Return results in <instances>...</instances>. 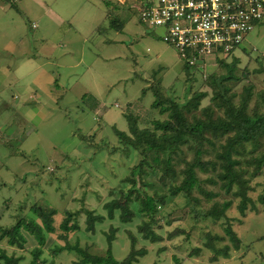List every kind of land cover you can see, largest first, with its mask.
Returning <instances> with one entry per match:
<instances>
[{
    "label": "rangeland",
    "instance_id": "obj_1",
    "mask_svg": "<svg viewBox=\"0 0 264 264\" xmlns=\"http://www.w3.org/2000/svg\"><path fill=\"white\" fill-rule=\"evenodd\" d=\"M44 2H53L55 8H60L67 17L72 14L75 24L81 26L84 31H89L93 26L100 24L103 32L105 31L103 35L107 42L98 47L99 57L93 61L92 55H89L91 49L86 45L87 59L81 67L75 69L76 72L85 73V76L71 90H67L68 76L65 75L61 78L62 85L53 83L48 91H44L49 94L52 90V103L48 96H42L38 91L37 103L42 101L43 108L38 112L34 109V116L10 107H0L2 165L0 227L10 228L20 219L29 216L36 218L30 211L32 207L40 205L58 211L55 216L56 227L65 218V210L77 212L69 222L77 224L80 229L76 234L72 233L75 237L72 236L67 242L74 245L78 239L79 246L88 247L89 254L101 256L105 254L107 242L104 234H108L110 227H113L117 228V233L112 243V254L117 261L123 260L130 251V241L125 232L130 231L135 235L137 230L134 225L140 224L143 220L150 224L162 240L151 243L142 240L139 233L136 234L138 239L135 249L146 251V255L139 258L137 264H264V258L261 256L264 255V241L254 242L257 236L264 235V204L259 201L260 198H264L262 195L264 168L263 176L251 180L250 183L253 189L249 192V197L254 202L256 210H260L251 216L246 212V217H242L238 212L239 199L221 190L217 178L218 167L216 171L209 170L206 173L196 171L200 187L207 192L218 194L213 199L203 197L199 189H194L188 199L182 194L173 196L171 188L178 185L180 178L162 181L160 174L145 170L146 174L141 175L140 180L136 178L137 190L131 196L130 206L137 212L138 203L135 201L137 196L149 195L164 200V204L157 203L158 210L152 217L138 212L134 225H123L118 221L117 215L114 220L107 219V211L104 208L105 204L119 198L121 188L124 192L130 190L129 183L124 185L121 182L130 176L137 163V152L131 149L128 154H123L125 147L120 144L114 131L123 133L129 131L125 118L128 114L138 119L139 128L153 129V122L163 120L152 110L153 101L149 100L148 94H142L145 82L151 83L150 86L160 84L161 90L163 85L165 87L163 92L181 106L186 104L195 92L205 91L208 99L200 104L201 108H204L210 104L212 94L209 81L206 79L212 75L217 79L227 70L218 60L213 61L209 58L206 64L186 71L175 50L162 41V31L150 29L140 23L136 7L132 3H127L121 10L114 8V14L106 20L108 8L105 0H57V2L44 0ZM2 7L0 104L4 101L5 105L10 106L15 101L13 98L22 94V91L13 85L16 75L31 94L34 90L37 91L36 87L31 85L32 82L37 85L38 82L59 79V73L55 72V68L50 69L52 74L48 68L44 71H31L37 62H40L38 52L45 42L41 38L47 35L46 30L44 31L46 21L43 20L42 24L39 21L43 14L39 4L34 0H19L11 4V7L6 5ZM37 20L38 29H31L32 23ZM47 29L50 27L47 26ZM117 30L120 32L118 36ZM121 41L123 44L119 43ZM59 42L61 41H57ZM242 48L248 51L244 53L247 60L242 58L234 70L235 76L241 80L226 82L224 86L228 87L232 94H236L233 102L237 104L242 88L251 85L253 89L248 110L251 113L253 107L257 105L259 111L264 112V104L261 102V98H264V75L253 73L261 65L264 67V22L246 38ZM158 51H162L160 58H157ZM24 55L31 56L28 63L23 62ZM88 62L92 63V68L85 72ZM62 71L59 69V72ZM4 81L8 85H4ZM84 91H94L97 96L94 98L103 103L105 109L100 117L90 114L89 127H82L74 116V112L78 111L77 107L86 106ZM72 98H77L75 102L77 107L74 110L64 108V105L74 103L70 102ZM37 103L34 105L37 106ZM89 105L93 106V102L91 101ZM59 109L62 110L57 111ZM99 110L93 112L100 114ZM23 118L35 125V130L27 133L24 123L26 121ZM87 136L94 139L82 144L81 139ZM260 141L261 148L253 154L245 153L243 160L250 156L258 157L264 152V138ZM249 149L250 146L247 145L246 150ZM207 150L203 160L215 161L214 150L210 148ZM191 156L192 152L184 148L183 154L175 159L176 170L180 171L183 168V165L178 164L180 160L186 157L190 160ZM241 167L245 168L244 164ZM228 200L232 201V206L226 211V218L216 221L209 216L208 213L215 205L220 206ZM84 210L92 211L104 218L102 222L95 223L94 233L85 232ZM242 221L245 223L242 224ZM227 227L232 228L241 242L247 243L249 240L248 243L252 245L241 247L242 250L235 256L231 252L234 248L224 232ZM245 230L246 238L243 236ZM59 232L57 229L55 234L50 235L52 237H49L37 264H73L77 259L73 252H62L56 257L52 256L56 244L57 247L65 244L56 237ZM206 243H211L213 249H207ZM34 245V241L28 238L26 249L19 250L9 247L5 240H0V249L9 255L19 257L21 259L19 264L30 263L32 256L29 250ZM196 250L199 255L190 257ZM228 254L232 255L231 258L235 257V260L229 261L223 257H229Z\"/></svg>",
    "mask_w": 264,
    "mask_h": 264
},
{
    "label": "trees",
    "instance_id": "obj_2",
    "mask_svg": "<svg viewBox=\"0 0 264 264\" xmlns=\"http://www.w3.org/2000/svg\"><path fill=\"white\" fill-rule=\"evenodd\" d=\"M244 53H248V51L241 45L224 60H218L219 64L227 71L224 75L218 76L217 79L214 75L206 79L207 82L209 81L208 85L212 94L210 104L204 108H201L200 104L203 100L208 99L205 91L195 92L190 100L181 106L174 99L169 98L163 89H160V84L142 90L143 95L151 93L153 98L151 108L163 120L153 122V129L139 128L138 119L128 114L125 116L128 122V133L114 131L120 144L125 147L123 154H128L131 149L137 152V163L130 176L121 182L124 185L129 183L130 190L124 192L121 188L119 198L104 205L107 211V219L114 220L117 215L121 224L132 226L135 224L138 212L147 217H152L158 210L157 203L164 204V200L145 195L143 197L137 196L135 200L138 203L137 212L131 208V196L137 190L135 188L137 185L136 178L138 177L140 180L141 175L146 174L145 170L160 174L162 181L166 179L174 181L176 178H180L178 185L171 188L173 196L182 194L188 199L194 189H199L201 195L210 200L217 197L218 194L207 192L200 187L196 171L206 173L209 170L216 171L218 167L217 178L220 181V188L225 194H232L234 198L239 199V214L246 217V212L256 211L254 202L249 197V192L253 189L250 183L251 180L263 176L264 152L258 157L250 156L244 160L242 157L245 153L257 152L262 146L260 140L264 138V112H260L257 105L253 107L251 113L248 110L253 89L251 85L242 88L238 95L237 104L233 102V98L237 97L236 94H232L230 89L224 86L226 82H239L241 80L235 76L234 70L242 58L247 60ZM184 66L186 71L191 68L188 65ZM253 73L264 75V67L261 65ZM261 102L264 104V98H261ZM83 138L81 139L82 144L94 139L88 138V136ZM247 145L250 146L248 151L246 150ZM184 148L186 151L190 150L192 156L190 160L187 157L180 160L178 164L183 165V168L177 171L175 159L183 154ZM207 148L214 150L215 161L203 160V156L208 152ZM242 164L245 168H240ZM209 182L214 181L209 180ZM262 191L264 192V190ZM262 195L264 196V194ZM259 201L264 204L263 197ZM134 204L136 203L134 202ZM231 206V200L224 201L220 206L215 205L208 214L216 221L224 219L226 218V211ZM84 212L86 215L85 232L94 233L95 223L102 222L104 218L89 210H84ZM30 213L36 218L29 216L20 219L10 228L0 227V240H5L9 247L24 250L28 238L34 241L35 245L29 250L32 256L29 264H37L40 261L50 235L55 234L57 229L61 233L59 232L56 237L64 241L65 244L61 247H57L56 244L52 256L56 257L62 252H73L77 256L73 264H137L139 258L146 255V251L135 249L138 239L136 234L139 233L142 240L151 243L162 240L150 224L142 220L140 224L134 225L137 230L135 235L130 231L125 232L130 241V251L123 260L117 261L112 254V243L117 228L110 227L109 233L104 234L107 242L105 254L102 256L93 255L88 253V247L81 248L79 246L78 239L74 245L67 242L80 229L77 224H70L69 222L70 218H73L77 212L71 213L65 210L64 215L66 216L57 227L55 226V216L58 214L56 209L36 205L31 208ZM224 232L232 247L239 250L241 240L237 234L231 227L225 228ZM72 233L74 234L72 235ZM205 247L210 250L213 249L211 243H206ZM198 255V250H196L190 257ZM20 260L19 257L9 255L5 250L0 249V264H19Z\"/></svg>",
    "mask_w": 264,
    "mask_h": 264
},
{
    "label": "built area",
    "instance_id": "obj_3",
    "mask_svg": "<svg viewBox=\"0 0 264 264\" xmlns=\"http://www.w3.org/2000/svg\"><path fill=\"white\" fill-rule=\"evenodd\" d=\"M118 1H131L140 23L160 29L162 41L191 68L224 60L264 21V0Z\"/></svg>",
    "mask_w": 264,
    "mask_h": 264
},
{
    "label": "crops",
    "instance_id": "obj_4",
    "mask_svg": "<svg viewBox=\"0 0 264 264\" xmlns=\"http://www.w3.org/2000/svg\"><path fill=\"white\" fill-rule=\"evenodd\" d=\"M17 1H19V0H0V8L1 9L3 8L2 5H6V7H9V6L11 7V4L16 3ZM34 1H36L39 4L40 9H42L43 14L40 17L39 21H40V24L43 23V20H44V22L46 21L44 23V31L46 30L47 35H46V37L42 36V38H41L45 42L42 44V46L38 52V54L40 55V59H39L40 62H37L38 64H36L34 66L35 68L32 69L31 71H33V70L44 71L45 68H48L49 70L51 68H55V72L59 73V79H54V80L49 79L43 83L38 82L37 85L34 84V82H32L31 85H34L36 87L35 89H37V91L34 90L33 93L29 94L28 91L26 90V85L22 84L20 82L19 76L16 75V79L14 80L13 85L15 87H18L19 90L22 91V94L20 95V97H14L13 100H15V101L12 102L10 104V106L5 105L4 101L2 102V104H0L1 108L10 107L13 110H16V111L20 110L23 113L30 115V116L35 115V113L33 112L34 109H36L38 112V110H40V108H43L42 101L40 103H37L38 99H39L38 91L40 93H42V96L43 95L48 96V98L50 99V101L52 103V101H53V98L51 96L52 90H50L49 94L44 93V91H48V88L50 86H52L53 83H54V85H58V86L60 83L62 85L63 82H61V78H63L65 75L68 76V79L66 81V84H68L67 90L68 91L71 90L72 87L77 82H79L83 76H85L84 75L85 73L82 74L80 72H76L75 69L81 67L83 65V62H85L87 59V56L85 55V51L87 50L86 45H87V47H89V49H91V52L89 55H92L91 59L93 61L99 57L98 47L103 46V44H106V42H107L105 40L104 35H103V33L105 31L103 32L102 28L99 26L100 24L93 26L89 31L88 30L84 31V30H82L81 26L75 24L72 14H71V16L67 17L66 14L60 8H55V4L53 2L45 3L44 0H34ZM121 1H123V0H121ZM56 2H57V0H56ZM105 2H106L105 5L108 8L106 16H105L106 20H108L109 17L114 14V8L121 10V9H123V7L127 3H132L131 1L119 2L118 0H111V1L105 0ZM50 3H53L54 5L50 4ZM39 21L38 20L34 21L32 24L35 27H33V25H31V29L37 30ZM50 25H52L54 27L52 28ZM47 26H49L50 29H47ZM113 27H115L117 29H121V27L118 28V26H113ZM53 31H55V32H53ZM51 32H53V33H51ZM117 32L118 33H116V35L118 36L120 32H119V30H117ZM57 37H59V39H57ZM59 40L61 42L57 43V41H59ZM119 43L123 44V41H121ZM161 56H162V51H158L157 58L158 57L160 58ZM30 57L31 56L24 55L25 60L23 62L25 63L27 61V63H28L30 61ZM91 62H88V64L86 65L85 72L89 71L92 68ZM59 69H62L63 71L59 72ZM51 71L52 70H50V72ZM44 73L46 74V72H44ZM52 73L53 72H51V74ZM46 75L50 76L49 73ZM152 75H154V74H152ZM86 79H89V78H86ZM3 84L8 85V83L6 81H4ZM150 85H151V83L149 84L146 81L144 84V89L149 88ZM161 85H162V81H161ZM85 86H86V83H85ZM162 87H163V90H165V87L163 85H162ZM86 89H87V86H86ZM25 94H27V95L25 96ZM84 95H86V98L84 99L87 101L86 106H84V105L80 106V107L75 106L77 104V103H75L77 101L76 100L77 98H72L70 102H74V103L64 105V108H66V109L72 108L74 110V108L77 107L78 111L74 112V116L78 120V124L81 123L82 127H89L88 117L90 116V114H93L94 116L100 117L101 113H103L105 111V109H104V106L102 105L103 103H100L98 100H96L94 98V97H97L95 95L94 91H84ZM148 97H149V100L153 101L151 93H148ZM91 101L93 102V106L89 105ZM35 103H37V106L34 105ZM34 106H35V108H33ZM56 107H58V104L56 105ZM61 108H63V106ZM96 109H100L99 110L100 114L93 112ZM61 110L62 109H59L57 111H61ZM151 114L153 116H155L153 113H151ZM156 118H158V117H156ZM159 119H161V118H159ZM25 121L26 122H24V123L27 127V133L35 130V125H33L31 122H29L27 120H25ZM81 147H82V144L80 145V148ZM1 169H2V165L0 163V170ZM72 193L73 192H71L70 195H72ZM256 212L258 213V212H260V210L249 212V214L251 216L252 214H254ZM244 223L245 222L242 221V224H244ZM246 234H247V232L245 230L244 234H243V236L245 238H246ZM263 241H264V235L257 236L254 240L255 243L256 242L262 243ZM248 242H249V240H248ZM248 242L244 243L242 241L241 245H240V249L239 250L234 249L231 252H233L236 256L242 250L241 247L250 246L251 243H248ZM231 254L230 255L228 254L229 257H227V256H223V257L225 259L228 258L229 261L235 260V257L231 258V256H232ZM261 256L264 258V255H261Z\"/></svg>",
    "mask_w": 264,
    "mask_h": 264
}]
</instances>
